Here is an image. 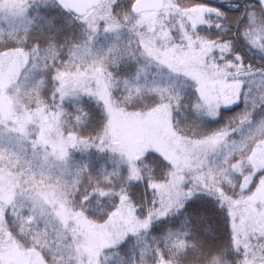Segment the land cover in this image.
<instances>
[{
  "label": "snow or ice",
  "instance_id": "6c2138e0",
  "mask_svg": "<svg viewBox=\"0 0 264 264\" xmlns=\"http://www.w3.org/2000/svg\"><path fill=\"white\" fill-rule=\"evenodd\" d=\"M40 2L46 3L47 0H40ZM137 2L139 4V0ZM259 4L264 5V0H259ZM93 5L91 0H57V6L72 13L75 19L85 26L89 34H92L94 30L96 32L100 30L96 27L97 18L89 11ZM110 6L113 10L112 15L108 14L109 5H102L105 13L102 19L108 25L105 31L114 30L117 21L128 18V12L117 11L121 8V4ZM168 6L175 10V15L170 16L163 23L146 16L141 17L140 23L144 24L147 20L148 27L146 32L142 30L139 34L137 44L144 45L147 56L162 69V72H166L169 78L180 76L191 82L196 93L193 108L198 114L206 113L217 117L222 114V109L236 105L241 100L245 104L244 111L239 116L238 128L235 130L219 128L192 141L194 146L202 147L203 154L206 156L224 140V137L239 136V143L234 142L231 150L224 154L223 159L216 162V167L221 164L227 165L228 171L237 177L234 184L231 179L229 180V184L233 187L231 193H226L220 188H217L216 192L222 200L221 206L227 211L230 229L236 245L239 246L241 234L247 236L250 229L264 233V158H258L257 151L260 149L256 144L257 140H264V122L255 128L248 127L253 123L252 116L256 106L264 107V68L257 69L251 63L245 62L243 56L233 55L231 42L220 43V47L217 48L215 44L210 45L206 38L201 36L202 26L209 28L215 26L218 29L223 27L219 20L227 14L220 8L195 2L182 4L180 0H169ZM197 9L201 15L190 14ZM136 11L139 12L140 8L137 7ZM211 17L217 18L215 24L211 22ZM247 17L248 29L244 37L250 45L264 52V14L257 17L255 12H251L247 13ZM0 21H4L7 26L6 29L0 26V32L6 30L9 38H15L21 32L29 33L34 23L24 11L23 3L14 5L13 0H0ZM148 33L151 35L149 36ZM89 54L90 49L81 50L77 46L67 53L68 64L65 65L63 58L65 54L60 53L55 46L50 45L41 53L39 47L29 51L20 45H9L6 48H0V77L7 72L9 79L14 78L16 81L15 85H10L14 88L19 85L21 77L27 79L25 73L33 76L40 69L41 65L34 63V59H42L44 67H47L48 62L51 61L52 66L57 69L55 79L62 85L59 88L61 98L67 95L63 85L70 82L76 85L72 91L79 88L89 95L97 96L98 102H102V107L105 109V119L100 127V134L95 138L96 142L90 145L81 141L85 147H95L101 152L119 153L127 166L126 180L129 185L145 180L143 170L139 166L144 161L157 160L161 166L165 162L172 166L168 172L164 173L163 179L158 180L156 175L151 174L147 176L146 187L152 191L153 199L143 212L140 204L124 187H121L119 191L115 188L106 190L97 184L91 196H85V200L91 199L94 195L113 199V206L102 217V222L88 219L82 221L86 229V243L89 245L85 250L91 253L93 249H96V255L99 256L106 247H118L131 236L140 237L142 232L151 231L157 221L166 219L170 214L180 213L186 203L194 205L197 199V185L193 183L191 188L185 190L187 177L183 172L191 165L185 159L181 167L180 159L170 147L173 138L177 147L183 140L174 128L173 111H171L172 101H176L175 109H178L182 97L173 95L169 87L153 81V86L147 89L159 100L150 106V110L126 112L118 107V102H113L109 85L101 76L103 68L93 64L88 71H85L88 65L86 56ZM230 56L233 58L229 59ZM13 59L18 64L13 63ZM13 73H15L14 77ZM89 76L96 81L95 89L86 87V78ZM140 79L138 75L137 80ZM146 86L147 81L144 87ZM137 91L140 89L137 88ZM125 124L135 131L134 141L126 138ZM3 127V123L0 122V129ZM28 135L27 131L20 132L14 126L8 128L6 132L0 131V159L8 154L17 155L22 152L24 137ZM75 140L76 137L72 136L63 143H71L75 147ZM32 142L36 143L35 137H32ZM154 153L158 155H153ZM63 154L67 155V152ZM212 164L213 162L209 160V170L206 175L196 174L191 177L192 180L201 182L205 190H210L208 181L214 178ZM111 175H118V173L113 172L104 177L109 184L112 183ZM9 180H12L11 174H9ZM2 182L3 179L0 178V183ZM0 215L6 217L7 212L0 209ZM83 216L82 211L75 213L77 224L81 223L79 218ZM120 222L124 230L113 233L111 226ZM72 230L73 222L69 221L64 226L63 234L58 235V240L63 242L67 237V240L71 241ZM171 236L170 233L169 238ZM175 246L183 249L185 245L183 241L177 240ZM4 247L3 232H0V264H17V261L12 258L13 252L25 255V252L20 250L19 244H12L7 253ZM60 251L61 249L57 248L55 251L39 253L42 256L40 264H46L49 259H53L55 264V256ZM147 251L148 248L145 246L141 251L142 257L147 254ZM160 256L161 264H171V261L163 259V253H160ZM70 264H72L71 261Z\"/></svg>",
  "mask_w": 264,
  "mask_h": 264
},
{
  "label": "clouds",
  "instance_id": "9594fccd",
  "mask_svg": "<svg viewBox=\"0 0 264 264\" xmlns=\"http://www.w3.org/2000/svg\"><path fill=\"white\" fill-rule=\"evenodd\" d=\"M180 2L187 4L185 0H180ZM193 2L198 3L196 0H192ZM223 2L235 6L233 0H223ZM33 4L39 6L38 0H31V3H29V0H23L24 11L31 8ZM168 5L169 0H163V3L159 5H149L143 0H139L138 4L137 0H131L130 7L127 9L128 18H122L116 22L114 30H126L131 37L125 58L136 62L139 67V71L134 77L130 78L122 73L118 74L119 65L115 62L117 57L113 56L110 60L107 54L91 60L85 68V71H88L93 64L103 68L101 76L109 85L113 102H118V107L123 108L126 112L150 110L152 105L145 103L142 99L148 89L141 83V79L137 80L138 75L143 76L145 80H147V75H153L154 73L167 75L147 56L144 45H138L137 40L142 30L146 32L148 27L147 20L144 24L140 23L141 17L146 16L149 19H156L159 23H163L170 16L175 15V10L169 8ZM137 7L140 8L139 12L136 11ZM101 9L102 5L94 4L89 11L97 18L96 27L98 29H101V21H103L102 30L105 31L108 25L102 19L105 13ZM251 12H255L257 17H260L264 14V5L258 4L255 9L248 11V13ZM190 14L193 16L201 15L198 9ZM239 19L234 20L228 16L220 19L219 23L223 27L219 30L222 33H228L232 25L239 24ZM247 29L248 21L241 29L240 34L243 37ZM96 33L94 30L92 34H88L89 42ZM148 35L150 36L151 33H148ZM201 36L205 37L210 45L215 44L217 48L220 47V43L231 42L232 54L242 56L234 47L232 39H222L220 36L209 38L208 35L202 33ZM248 44L250 45L249 42ZM9 45H20L29 51L39 47L41 53L52 45L60 53L67 55L64 45H57L51 39L45 41L43 33H20L15 38H9L6 35L0 41V48H6ZM149 45L151 46L150 41ZM250 46L252 51L264 58V52H261L256 46ZM232 58L233 56L229 57V59ZM12 62L18 64L15 59ZM34 63L40 64V69L33 76H28L25 73L27 79L21 77L19 85L14 88L10 85H15L16 81L14 78L9 79L7 72L0 77V122L4 126L0 131L6 132L8 128L14 126L18 131H27L29 134L24 137L25 143L22 152L17 155L8 154L0 159V178L3 179V182L0 183V209L7 212L6 217L0 215V232H3L5 253L12 244L16 243L21 245L20 250L25 252L29 264H40L42 256L39 253L48 250L55 251L57 248L61 251L55 256V264H70V261L72 264H161L160 253H163V249L154 248L153 260L148 261L142 257V250L136 246L134 240L124 242V247H106L100 252L99 256L96 255V249H93L91 253L85 250L89 245L86 243V229L82 221L88 219L95 220L98 223L102 222V217L110 209L103 214H97L92 207V198L85 200V196H91L94 187L89 190L82 184L83 175L88 174V166L87 164H77L76 167H73L74 153L94 149L95 147H85L81 141H85L90 145L94 144L96 142L95 138L100 134L101 129L98 128L93 132L87 127L93 115L90 109L81 106L78 111H70L65 104L69 97L86 96L96 102L104 116L105 109L102 107V102H98L97 96L89 95L79 88L72 91L73 88H76V85L70 82L63 85L67 95L61 98L59 88L62 85L55 79L57 69L52 66V62L49 61L47 67L43 66L42 59H34ZM57 63L59 65V62ZM64 63L67 65L68 60L64 59ZM253 66L257 69L264 68V64ZM48 71L52 73V80L50 94L45 95L44 90L48 87L46 76ZM14 75L15 73H13V77ZM86 87L93 89L97 87L95 79L91 76L86 78ZM137 88L140 91H137ZM255 95L254 92L253 96L255 97ZM155 98L157 102L159 98L157 96ZM175 104L176 101L173 100L171 111H174ZM249 108H251V105H249ZM243 111L244 109L235 115L226 117L222 126L211 129L204 127L205 122L215 121L221 115L212 117L206 113H197L193 121L182 125H177L172 121L174 128L183 137V140L181 145L177 147L175 138H173L170 142L171 150L180 159L181 167H183L185 159L191 165L190 168H185L183 172L187 177L185 190L191 188L192 184L195 183L197 185V196L203 193L212 197L217 209L224 208L221 206L222 200L219 198L216 189L220 188L226 193H231L233 187L229 184V180L231 179L234 184L237 177L228 171L227 165L221 164L216 167V162L223 159L224 154L231 150L234 142L239 143V136L224 137V140L216 145L213 151L208 152L206 156L203 154L202 147L194 146L192 141L202 138L205 133L215 132L219 128L235 130L239 127L238 120ZM252 121L253 123L248 126L249 128H255L261 122H264V107L256 106ZM72 136L76 137L75 147L71 143H63ZM32 137H35L36 143L32 142ZM256 144L260 149L257 151L258 158H264V140H257ZM65 151L67 155L63 154ZM209 160L213 162L214 178H210L208 181L210 190H205L201 182L192 180L191 177L196 174L206 175L209 170ZM65 165L67 169H64L63 166ZM171 168L172 166L165 162L162 166L163 175L161 178L156 176L157 179H163L164 173ZM9 174L12 177L11 181L9 180ZM146 182L147 177L143 181L144 186H146ZM145 189L146 193L150 192L151 201L153 193L147 187ZM138 204H140L141 210L148 207L147 201ZM186 205L187 203L185 207ZM81 211L84 216L79 218L81 223L77 224L75 213ZM69 221L73 222V230L70 233L72 240L69 241L65 237V240L61 242L58 240V235L63 234L64 226ZM123 230L122 222L111 226L113 233ZM148 232L144 231L141 234L146 235ZM240 239L241 244L237 246L231 231L230 240L226 246L227 264H264V233L250 229L248 235L241 234ZM163 259L169 261L164 255ZM46 264H54L53 259L47 260Z\"/></svg>",
  "mask_w": 264,
  "mask_h": 264
},
{
  "label": "trees",
  "instance_id": "16d2710c",
  "mask_svg": "<svg viewBox=\"0 0 264 264\" xmlns=\"http://www.w3.org/2000/svg\"><path fill=\"white\" fill-rule=\"evenodd\" d=\"M104 1V0H103ZM200 4H206L210 7L220 8L232 19L240 18L239 24H234L228 31V33H222L215 26L209 28L202 26L200 31L204 35H208L209 38H216L220 36L223 38H229L233 40L236 50L245 58V62L253 65L264 64V58L256 54L251 50V46L246 39L240 34L242 27L247 23V13L256 8L258 3L255 0H233L235 6L226 4L223 0L203 1L196 0ZM103 3V2H102ZM100 5H103V4ZM121 4V8L117 11L123 13L127 12L130 7L131 0H112L111 5ZM185 3H192V0H185ZM34 4L29 10L28 15L33 19L32 30L29 33L37 32L43 33L45 41L51 39L57 45H64L66 53L69 50L79 46L80 48L88 40V32L85 26L75 19L67 10L58 8L56 3L47 1L46 3ZM111 15L113 10L110 6ZM211 22L215 24L216 17L211 18ZM103 21H101L102 30ZM117 36L122 33L123 36L129 38V33L126 30L116 29ZM28 34V33H27ZM115 37V36H113ZM3 39L0 38V41ZM126 46V45H125ZM112 47L110 52V58L116 56V63L119 65L118 74H124L134 77L139 69L136 62L131 61L126 57V49L129 46ZM122 53V55H120ZM68 59L67 55L63 57ZM114 71L116 69H113ZM46 76L48 87L45 88L44 94L47 95V90L50 87L52 80V73L48 71ZM247 88V85L245 86ZM180 97H182L181 104L178 109H174L172 114V120L177 125L191 122L197 116V112L193 108L195 102V90L192 87L190 81H186L182 90L180 91ZM145 103L149 105L156 102L155 95L151 92H147L142 96ZM79 107L75 110H80L81 106L87 107L93 113L92 119L87 126L89 130L95 132L96 129L102 126V121L105 116L102 110L96 105L94 100L90 98L80 97L78 101ZM245 107L244 101L241 100L238 104L232 105L229 108L222 109L221 117L215 121H206L205 128L211 129L220 127L224 123L226 117L235 115L242 111ZM76 155L79 158V164H87L88 174L83 175L82 184L84 187L91 190L97 184L105 188L106 190L115 188L119 191L121 187L128 190L129 194L134 198L137 203H144L147 201L150 204V192L146 193V186L143 182H133L131 185L126 180V171L120 169L114 171L118 175H111V184L104 180L106 175L113 173L112 168L116 167L115 159L111 157V151L101 152L96 148L89 151L80 152L77 151ZM158 155V154H153ZM162 159V158H161ZM114 162V164H113ZM146 168L142 169L145 177L148 175H156L161 178L163 175L162 166L157 160L145 161ZM109 170V171H108ZM113 206V199L110 197H101L94 195L92 197V207L97 214H103ZM142 212L144 209L141 210ZM172 234L169 238V234ZM231 229L229 223V217L226 209H217L213 203V198L206 194H199L196 199V203L186 205L185 209L180 213L170 214L166 219L159 220L153 225V229L146 235L141 234L140 237L131 236L128 240H134L136 246L139 249H143L147 246L148 251L144 256L145 260L152 261L154 257V248L163 249V255L171 264H227V249L226 246L230 240ZM178 241L184 242V248L178 249L175 243ZM127 241H125L126 243ZM120 247H124L121 244Z\"/></svg>",
  "mask_w": 264,
  "mask_h": 264
},
{
  "label": "rangeland",
  "instance_id": "374dc122",
  "mask_svg": "<svg viewBox=\"0 0 264 264\" xmlns=\"http://www.w3.org/2000/svg\"><path fill=\"white\" fill-rule=\"evenodd\" d=\"M50 2H54L56 3V0H47ZM111 1L112 0H104L103 1V5L107 4L109 5L108 8V14L111 15L110 12V5H111ZM23 3V0H13V4H19V3ZM29 3H31V0H29ZM41 3L40 0H38V4ZM34 5V4H33ZM32 5V6H33ZM30 8L27 9L26 14L28 15V10ZM102 12H104L103 7L101 9ZM72 14V13H71ZM73 15V14H72ZM0 26L4 27L6 29V23L4 21H0ZM21 34H25L24 32H21ZM8 36L7 31H3L0 32V38L3 39L5 36ZM115 36V37H113ZM131 37L129 36V38L127 36H123L122 33H119V35L117 36L115 31H103L101 30L100 32L98 31L96 33V35L93 37V39L89 42L87 40V42L84 44L83 47H81V50L88 48L90 49V54L86 56V62H90L93 59H97L99 57H102L104 55H108L109 59L111 60L112 58H110V52L109 49L112 47H123L125 46V48L127 46H129V41H130ZM139 71V69L137 70V72ZM136 72V73H137ZM147 75V74H146ZM47 80H49L47 78ZM147 81V86L146 88H151L153 86V81L158 82L159 84L165 86V87H169L173 93V95H180V91L182 90L185 82L187 80H185L183 77L177 76V77H171L169 78L168 75H165L163 73H154L153 75H147V80L144 79V77H141V83H143L145 85V82ZM123 87V86H121ZM50 88H51V82H50V87L47 90V95L50 94ZM80 100V96H72L69 97L68 101H66L65 106L69 108L70 111L76 110L79 105H78V101ZM173 121V120H172ZM124 132H125V136L129 141H134L136 139V133L135 131L127 124L124 125ZM24 150V146L22 151ZM30 151V149H29ZM75 156V161L73 163V167H76L77 164H79V158L78 155H76V152L74 153ZM111 157H113L115 159V164L111 171H117V170H122L124 169L126 171V164L123 162L121 156L119 153H113L111 152ZM142 169L146 168V163L145 161L139 165ZM64 169H67V166H63ZM109 171V170H108ZM109 175V172H108ZM12 258L13 260L17 261V264H29V261L27 259V257L25 255L13 252L12 254Z\"/></svg>",
  "mask_w": 264,
  "mask_h": 264
},
{
  "label": "water",
  "instance_id": "95a60500",
  "mask_svg": "<svg viewBox=\"0 0 264 264\" xmlns=\"http://www.w3.org/2000/svg\"><path fill=\"white\" fill-rule=\"evenodd\" d=\"M103 0H91L92 3L100 5ZM203 1H213V0H203ZM259 4V0H255ZM143 2L149 4V5H159L163 3V0H143Z\"/></svg>",
  "mask_w": 264,
  "mask_h": 264
}]
</instances>
